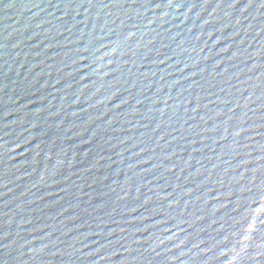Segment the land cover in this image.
<instances>
[{
    "label": "water",
    "instance_id": "water-1",
    "mask_svg": "<svg viewBox=\"0 0 264 264\" xmlns=\"http://www.w3.org/2000/svg\"><path fill=\"white\" fill-rule=\"evenodd\" d=\"M0 264H264V0H0Z\"/></svg>",
    "mask_w": 264,
    "mask_h": 264
}]
</instances>
